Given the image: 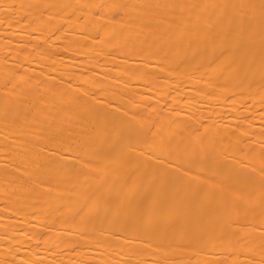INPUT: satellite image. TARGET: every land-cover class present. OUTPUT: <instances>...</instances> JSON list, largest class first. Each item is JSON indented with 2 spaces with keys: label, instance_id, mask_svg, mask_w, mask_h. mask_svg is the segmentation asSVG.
<instances>
[{
  "label": "bare ground",
  "instance_id": "1",
  "mask_svg": "<svg viewBox=\"0 0 264 264\" xmlns=\"http://www.w3.org/2000/svg\"><path fill=\"white\" fill-rule=\"evenodd\" d=\"M0 264H264V0H0Z\"/></svg>",
  "mask_w": 264,
  "mask_h": 264
}]
</instances>
